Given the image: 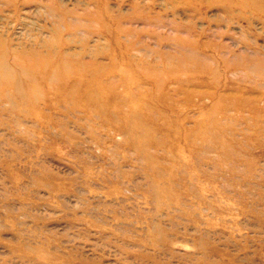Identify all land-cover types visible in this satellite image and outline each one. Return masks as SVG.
Masks as SVG:
<instances>
[{"label": "rangeland", "instance_id": "374dc122", "mask_svg": "<svg viewBox=\"0 0 264 264\" xmlns=\"http://www.w3.org/2000/svg\"><path fill=\"white\" fill-rule=\"evenodd\" d=\"M0 264H264V0H0Z\"/></svg>", "mask_w": 264, "mask_h": 264}]
</instances>
